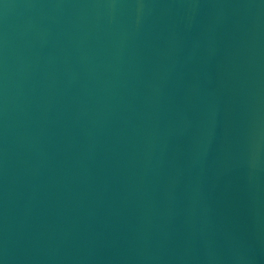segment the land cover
<instances>
[{
    "label": "water",
    "instance_id": "95a60500",
    "mask_svg": "<svg viewBox=\"0 0 264 264\" xmlns=\"http://www.w3.org/2000/svg\"><path fill=\"white\" fill-rule=\"evenodd\" d=\"M0 264H264V0H0Z\"/></svg>",
    "mask_w": 264,
    "mask_h": 264
}]
</instances>
